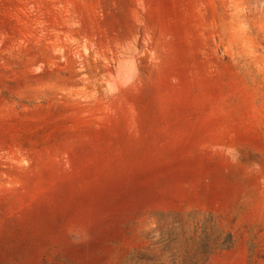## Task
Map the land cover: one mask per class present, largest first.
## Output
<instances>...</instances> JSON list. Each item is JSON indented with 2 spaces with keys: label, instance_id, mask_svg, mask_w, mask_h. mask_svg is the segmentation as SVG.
I'll list each match as a JSON object with an SVG mask.
<instances>
[{
  "label": "rangeland",
  "instance_id": "374dc122",
  "mask_svg": "<svg viewBox=\"0 0 264 264\" xmlns=\"http://www.w3.org/2000/svg\"><path fill=\"white\" fill-rule=\"evenodd\" d=\"M0 264H264V0H0Z\"/></svg>",
  "mask_w": 264,
  "mask_h": 264
}]
</instances>
